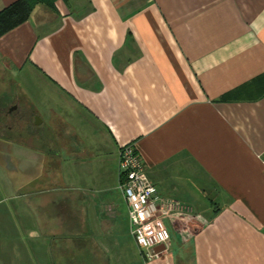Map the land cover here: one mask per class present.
I'll return each mask as SVG.
<instances>
[{
  "label": "crops",
  "instance_id": "obj_1",
  "mask_svg": "<svg viewBox=\"0 0 264 264\" xmlns=\"http://www.w3.org/2000/svg\"><path fill=\"white\" fill-rule=\"evenodd\" d=\"M53 5L0 37V264H264V0ZM125 145L189 210L150 262Z\"/></svg>",
  "mask_w": 264,
  "mask_h": 264
},
{
  "label": "built area",
  "instance_id": "obj_2",
  "mask_svg": "<svg viewBox=\"0 0 264 264\" xmlns=\"http://www.w3.org/2000/svg\"><path fill=\"white\" fill-rule=\"evenodd\" d=\"M118 178L128 208L129 234L145 261L150 262L155 248L168 245L169 230L184 227L183 215L189 210L157 194L133 145H125L118 152Z\"/></svg>",
  "mask_w": 264,
  "mask_h": 264
},
{
  "label": "trees",
  "instance_id": "obj_3",
  "mask_svg": "<svg viewBox=\"0 0 264 264\" xmlns=\"http://www.w3.org/2000/svg\"><path fill=\"white\" fill-rule=\"evenodd\" d=\"M56 0H15L0 10V37L24 24L34 7L42 6L50 12H55Z\"/></svg>",
  "mask_w": 264,
  "mask_h": 264
},
{
  "label": "rangeland",
  "instance_id": "obj_4",
  "mask_svg": "<svg viewBox=\"0 0 264 264\" xmlns=\"http://www.w3.org/2000/svg\"><path fill=\"white\" fill-rule=\"evenodd\" d=\"M1 76L2 75H0V95H3V94H5V92H7L6 90L8 89L9 85L7 83H5L6 78L5 77L2 78Z\"/></svg>",
  "mask_w": 264,
  "mask_h": 264
}]
</instances>
